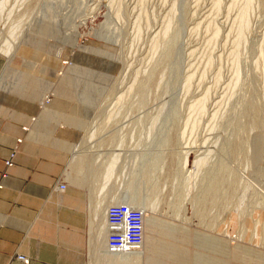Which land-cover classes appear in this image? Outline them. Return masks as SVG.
I'll return each mask as SVG.
<instances>
[{"label": "rangeland", "instance_id": "1", "mask_svg": "<svg viewBox=\"0 0 264 264\" xmlns=\"http://www.w3.org/2000/svg\"><path fill=\"white\" fill-rule=\"evenodd\" d=\"M26 45L81 109L88 264H264V0H0V57ZM120 202L144 213L134 252L105 246Z\"/></svg>", "mask_w": 264, "mask_h": 264}, {"label": "crops", "instance_id": "2", "mask_svg": "<svg viewBox=\"0 0 264 264\" xmlns=\"http://www.w3.org/2000/svg\"><path fill=\"white\" fill-rule=\"evenodd\" d=\"M59 67L57 56L34 46L0 57V264H88L95 251L88 191L64 173L79 133L70 119L81 109L53 95ZM48 92L58 99L44 113Z\"/></svg>", "mask_w": 264, "mask_h": 264}, {"label": "built area", "instance_id": "3", "mask_svg": "<svg viewBox=\"0 0 264 264\" xmlns=\"http://www.w3.org/2000/svg\"><path fill=\"white\" fill-rule=\"evenodd\" d=\"M49 101L51 94L45 96ZM26 131L27 128L23 127ZM20 141V139H19ZM12 157V156H11ZM7 160L6 164L10 165ZM67 187L65 180L58 183L54 189L58 192ZM143 211L133 208L127 203L110 204L105 209V246L112 253L134 252L143 244ZM25 261L23 257H18Z\"/></svg>", "mask_w": 264, "mask_h": 264}, {"label": "bare ground", "instance_id": "4", "mask_svg": "<svg viewBox=\"0 0 264 264\" xmlns=\"http://www.w3.org/2000/svg\"><path fill=\"white\" fill-rule=\"evenodd\" d=\"M46 98V97H45ZM45 98L43 99V102L41 103V105H40V109L41 110H43L47 105H49V103L51 102V97L49 98V101L46 103L45 102ZM40 110V111H41ZM34 120L36 119V117H34L33 118ZM27 128V127H26ZM27 130H28V128H27ZM26 130V131H27ZM74 152V151H73ZM69 169H71V165L68 167ZM212 178L213 179H215L214 181L215 182H213V183H210L208 186H210V187H208L207 189H206V196H208V197H212L213 198V196L214 195H216V191H217V189L215 188V186L216 185H218L217 183L219 182V180L221 179V177L220 176H218V178L216 177V176H212ZM144 232V231H143ZM143 241H144V234H143Z\"/></svg>", "mask_w": 264, "mask_h": 264}]
</instances>
